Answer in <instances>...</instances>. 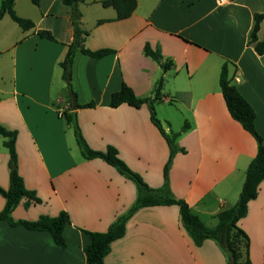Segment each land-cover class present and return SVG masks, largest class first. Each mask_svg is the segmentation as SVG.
<instances>
[{
  "label": "crops",
  "instance_id": "crops-1",
  "mask_svg": "<svg viewBox=\"0 0 264 264\" xmlns=\"http://www.w3.org/2000/svg\"><path fill=\"white\" fill-rule=\"evenodd\" d=\"M18 1L30 0H14L15 10ZM100 1L85 0L78 6L88 33L84 47L115 52L100 59L75 54L74 100L60 67L72 42L71 9L62 0H39L35 16L18 14L34 24L19 35L7 28V15L0 20V125L15 132L17 172L25 188L40 199L30 205L22 199L11 218L31 222L61 211L69 217L64 248L47 232L1 221L0 264H86L89 238L84 231L105 232L137 198L135 184L102 159L72 153L65 113L75 114L91 149L116 148L119 158L150 188L162 186L168 147L147 106H108L122 82L143 98L153 95L162 77L157 112L177 101L190 128L176 140L185 153L174 155L168 185L173 197L184 200L204 224L235 204L257 148L227 112L218 84L224 61L232 83L255 112L254 126L264 145V54L257 55L248 45L254 15L264 14V0H136L132 15L119 21L114 20L115 10L103 8ZM99 20L108 21L96 24ZM40 30L50 32L55 41L41 39ZM258 39L264 41V22ZM145 43L158 47L173 67L163 72L143 54ZM91 102V108H73ZM0 145V188L6 190L9 155L1 135ZM4 203L0 195V211ZM238 227L248 239L241 263L247 255L250 264H264V181ZM104 264L231 263L215 241L195 245L172 205L136 210L124 236L110 244Z\"/></svg>",
  "mask_w": 264,
  "mask_h": 264
},
{
  "label": "trees",
  "instance_id": "trees-1",
  "mask_svg": "<svg viewBox=\"0 0 264 264\" xmlns=\"http://www.w3.org/2000/svg\"><path fill=\"white\" fill-rule=\"evenodd\" d=\"M84 1L85 0H62V3L71 9L70 21L72 26V42L67 46L66 54L60 63L62 80L65 82L71 100L76 98L71 83V68L75 54L81 52L91 58L100 59L115 52L114 50L106 48L92 51L84 47V42L88 33L82 28L81 13L78 8L79 4ZM30 2L35 6L39 4V0H30ZM100 4L103 8L114 9L116 12L114 20L117 21L129 18L137 6L136 0H102ZM5 15L24 31L34 27L31 20L22 18L16 14L14 10V0H1L0 20ZM253 20L254 23L249 34L248 45L253 47L257 55H262L264 54V41L258 39V32L260 24L264 22V14H255ZM107 21L108 20H99L96 24H102ZM37 35L41 39L55 41L54 37L48 31L40 30L37 32ZM143 54L157 63L163 72L173 67V63L170 59H163L158 47L153 49L148 43H145L143 46ZM228 68L229 63L224 61L219 72L218 84L223 101L231 119L237 122L244 131L254 138L257 148L254 158L250 161L245 171V179L237 201L233 206L216 215L217 225L213 228L207 227L197 215L191 212L188 204L184 200L175 199L170 192L168 171L172 159L178 152L185 153V149L177 146L176 140L189 130L190 125L185 121L178 133L167 134L160 121L156 118L155 104L162 100V77L156 81L151 97H137L133 90L122 82L120 88L110 95L108 103L110 108H116L122 104H126L133 108H140L143 105L147 106L150 121L165 139L169 150L167 162L163 167V184L158 189L150 188L138 174L130 170L119 158L116 148L108 146L105 151L91 149L81 135L75 114L65 113L63 115L65 121L72 126L73 135L82 157L86 160L102 159L109 166L113 167L121 176L132 181L137 189V198L134 204L125 214L117 218L105 232L84 231L89 238V243L84 247L86 264H104V258L110 251V244L124 236L125 224L136 210L144 207L172 205L178 208L180 222L195 245L200 246L205 240H213L224 252L225 248L230 252L233 259L231 264H250L247 255L244 262L241 263V250L244 248L247 251L248 239L245 233L238 227V222L245 216L248 203L256 198L259 185L264 181V145L254 126L255 112L238 91L237 87L232 83ZM93 106L94 104L91 102L84 105L75 104L73 108H91ZM0 135L3 137V146L8 150L9 155V186L6 190L0 188V195L5 200L4 207L0 211V222L6 221L10 226H22L31 231L47 232L51 235L53 242L58 247L64 248L65 240L63 238V229L69 222L67 213L61 211L55 217L42 215L37 220L31 222L14 221L11 218L12 211L22 199H26V205L40 203V199L36 196L35 192L25 188L23 180L17 172L15 132L0 125Z\"/></svg>",
  "mask_w": 264,
  "mask_h": 264
},
{
  "label": "rangeland",
  "instance_id": "rangeland-1",
  "mask_svg": "<svg viewBox=\"0 0 264 264\" xmlns=\"http://www.w3.org/2000/svg\"><path fill=\"white\" fill-rule=\"evenodd\" d=\"M24 1H27V0H24ZM0 3H1V0H0ZM14 10H15V7H14ZM15 12L17 15L18 14H20V15H22V14L26 15L27 14L29 16H35L34 14L37 13V10L35 8V5H33L30 1L29 2L28 1L27 2L18 1V2H16ZM20 15H18V16H20ZM20 17H22V16H20ZM5 19H6V21L9 22V24L7 25V28L10 31H12L13 34L19 35V32L21 31V29L18 26H16L14 24V22H12L8 16ZM5 57L7 59V56H5ZM7 60H9V59H7ZM71 83H72V87H73L72 78H71ZM73 90H74V87H73ZM74 92H75V90H74ZM156 104H155L156 118L160 121L162 127L167 129L166 133L167 134L178 133L181 130V127L183 126L184 122L182 121V118H181L182 114H179L180 110L178 108L177 101L172 102V104H170V105L166 103L165 105L162 106L163 108L158 110V112H157L158 106L156 107ZM163 118H167L169 123H166ZM69 131L70 132H68V136H69L68 140H69V145H70L71 151L75 156L79 157L80 151H79V148L76 144V141H75V138L73 135V129H72L71 125H70ZM0 147H1V145H0ZM168 154H169V150H168ZM167 159H168V157H167ZM166 162H167V160H166ZM204 222H205V225L207 227H210V228H213L217 225L216 217L215 218H208Z\"/></svg>",
  "mask_w": 264,
  "mask_h": 264
},
{
  "label": "water",
  "instance_id": "water-1",
  "mask_svg": "<svg viewBox=\"0 0 264 264\" xmlns=\"http://www.w3.org/2000/svg\"><path fill=\"white\" fill-rule=\"evenodd\" d=\"M225 253L227 254L229 263H232V261H233L232 256H231L230 252L226 248H225Z\"/></svg>",
  "mask_w": 264,
  "mask_h": 264
}]
</instances>
